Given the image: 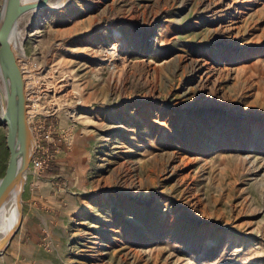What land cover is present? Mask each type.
I'll return each mask as SVG.
<instances>
[{
	"label": "rangeland",
	"instance_id": "374dc122",
	"mask_svg": "<svg viewBox=\"0 0 264 264\" xmlns=\"http://www.w3.org/2000/svg\"><path fill=\"white\" fill-rule=\"evenodd\" d=\"M18 27L29 126L55 134L0 264H264V0H68Z\"/></svg>",
	"mask_w": 264,
	"mask_h": 264
},
{
	"label": "water",
	"instance_id": "95a60500",
	"mask_svg": "<svg viewBox=\"0 0 264 264\" xmlns=\"http://www.w3.org/2000/svg\"><path fill=\"white\" fill-rule=\"evenodd\" d=\"M30 8L56 11L47 0H2L0 5V77L4 88V95L0 98L3 108L0 122L6 128L5 143L8 150L6 167L0 178V208L14 197L18 211L14 228L0 239V252L6 248L21 225L24 173L34 148L28 125L30 105L24 91L17 54L10 42L11 30L18 17Z\"/></svg>",
	"mask_w": 264,
	"mask_h": 264
},
{
	"label": "bare ground",
	"instance_id": "6f19581e",
	"mask_svg": "<svg viewBox=\"0 0 264 264\" xmlns=\"http://www.w3.org/2000/svg\"><path fill=\"white\" fill-rule=\"evenodd\" d=\"M24 1H29V0H24ZM47 1H48V4L50 6L55 7L57 10V9H60L63 5H65V3H67L68 0H47ZM35 11H36V8H30V9H27L26 11H24L18 17L16 24L14 25L13 29L11 30V34H10V42H11V45L17 54V61H18V64L21 68V71H22L24 91H25L26 97H27L29 105H30V114L28 116V125L30 122V118H31L32 114L34 113V111L36 110V107L38 104L36 103V98H37L36 94L34 93L33 87H32V85H31V83L28 80L27 75H26V66L23 62V57H22L23 53L19 47L22 34H21V29H19L20 27H18V24L21 21H24V20H27L28 18L33 17V15L35 14ZM3 95H4V88H3L1 77H0V98L3 97ZM0 107L2 108L1 105H0ZM2 112H3V108L1 110V114H2ZM29 129H30V126H29ZM30 132H31V129H30ZM31 135H32V132H31ZM32 140H33L34 148H33V153H32L30 162L32 160V157H33L34 151H35V142H34L33 136H32ZM30 162H29V164H30ZM28 167H29V165H28ZM27 169H26V171H27ZM26 171H25V173H26ZM25 173H24V176H25ZM17 217H18V211H17L16 204H15V198L12 197V198H10V200H8L0 208V238L3 237L4 235H6L7 233H9L10 231H12V229L14 228V226L16 224Z\"/></svg>",
	"mask_w": 264,
	"mask_h": 264
},
{
	"label": "built area",
	"instance_id": "2783aa9c",
	"mask_svg": "<svg viewBox=\"0 0 264 264\" xmlns=\"http://www.w3.org/2000/svg\"><path fill=\"white\" fill-rule=\"evenodd\" d=\"M34 116L35 114L33 113L31 117ZM30 126L35 138V152L30 162V167L39 170L44 166L46 167L53 156L50 152V145L53 144L55 131L51 125L47 127L37 123V121L31 123Z\"/></svg>",
	"mask_w": 264,
	"mask_h": 264
},
{
	"label": "crops",
	"instance_id": "0c3cea01",
	"mask_svg": "<svg viewBox=\"0 0 264 264\" xmlns=\"http://www.w3.org/2000/svg\"><path fill=\"white\" fill-rule=\"evenodd\" d=\"M24 191H25V194H26L25 197L28 198L26 202H31L33 200V198H34V194H37V193H34L31 190L28 191V190L24 189ZM24 191H23V193H24ZM26 214H27V211H24V209H23V211H22L23 217L26 216Z\"/></svg>",
	"mask_w": 264,
	"mask_h": 264
}]
</instances>
